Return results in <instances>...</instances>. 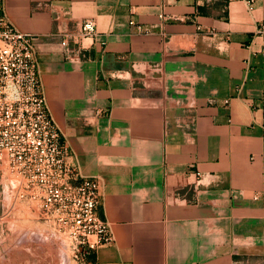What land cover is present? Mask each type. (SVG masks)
Here are the masks:
<instances>
[{
    "label": "crops",
    "instance_id": "0c3cea01",
    "mask_svg": "<svg viewBox=\"0 0 264 264\" xmlns=\"http://www.w3.org/2000/svg\"><path fill=\"white\" fill-rule=\"evenodd\" d=\"M247 1L3 0L36 36L70 160L99 182L113 240L96 264H264V0ZM82 19L85 58L59 43Z\"/></svg>",
    "mask_w": 264,
    "mask_h": 264
},
{
    "label": "built area",
    "instance_id": "2783aa9c",
    "mask_svg": "<svg viewBox=\"0 0 264 264\" xmlns=\"http://www.w3.org/2000/svg\"><path fill=\"white\" fill-rule=\"evenodd\" d=\"M247 2L250 5L252 0ZM160 17L165 19V15ZM130 24L142 32L141 25L134 21ZM97 34L95 20L82 19L78 30L64 32L59 43L68 53L85 58L88 48L85 40L94 42ZM255 34L264 38V21L257 23ZM50 148L61 160L66 161L70 156L43 94L36 36L18 30L4 14L0 0V159L8 155L11 165H15V155L19 159L25 155L31 161L34 155H47ZM73 167L78 180L72 195L76 221L86 237L83 240L86 252L95 253L98 246L110 243L113 236L108 221L98 214L99 182L93 177L80 176L75 164Z\"/></svg>",
    "mask_w": 264,
    "mask_h": 264
},
{
    "label": "rangeland",
    "instance_id": "374dc122",
    "mask_svg": "<svg viewBox=\"0 0 264 264\" xmlns=\"http://www.w3.org/2000/svg\"><path fill=\"white\" fill-rule=\"evenodd\" d=\"M46 153L0 159V264H96L75 217L74 163Z\"/></svg>",
    "mask_w": 264,
    "mask_h": 264
},
{
    "label": "trees",
    "instance_id": "16d2710c",
    "mask_svg": "<svg viewBox=\"0 0 264 264\" xmlns=\"http://www.w3.org/2000/svg\"><path fill=\"white\" fill-rule=\"evenodd\" d=\"M91 258H92V260H94V253H92V257Z\"/></svg>",
    "mask_w": 264,
    "mask_h": 264
}]
</instances>
